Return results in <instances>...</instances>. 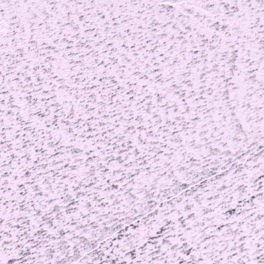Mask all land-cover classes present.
I'll return each instance as SVG.
<instances>
[{
    "label": "snow or ice",
    "instance_id": "snow-or-ice-1",
    "mask_svg": "<svg viewBox=\"0 0 264 264\" xmlns=\"http://www.w3.org/2000/svg\"><path fill=\"white\" fill-rule=\"evenodd\" d=\"M0 264H264V0H0Z\"/></svg>",
    "mask_w": 264,
    "mask_h": 264
}]
</instances>
